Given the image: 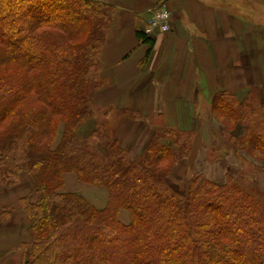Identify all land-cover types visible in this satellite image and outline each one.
<instances>
[{
  "label": "trees",
  "instance_id": "obj_1",
  "mask_svg": "<svg viewBox=\"0 0 264 264\" xmlns=\"http://www.w3.org/2000/svg\"><path fill=\"white\" fill-rule=\"evenodd\" d=\"M114 13L98 0H0V183L26 174L37 195L21 200L32 238L24 264H264V192L244 190L232 174L226 183L192 177L187 194L167 182L192 151L185 131L156 130L138 158L110 123L81 135L100 112L90 91L104 87ZM252 95L222 91L212 108L226 130L245 127L235 153L247 151L264 179V103ZM95 138L107 139L103 151ZM69 172L106 187L107 206L61 192Z\"/></svg>",
  "mask_w": 264,
  "mask_h": 264
},
{
  "label": "crops",
  "instance_id": "obj_2",
  "mask_svg": "<svg viewBox=\"0 0 264 264\" xmlns=\"http://www.w3.org/2000/svg\"><path fill=\"white\" fill-rule=\"evenodd\" d=\"M98 1L115 8L102 66L116 92L109 99L120 106L163 118L165 127L198 132L203 141L211 136V146L217 135L211 108L216 93L230 92L243 101L255 89L264 102V12L259 9L264 10V0ZM161 6L171 12V30H155L149 35L153 43L141 41L138 31H145L151 12ZM121 124L123 146L130 136L131 146L144 145L159 129L144 118H125ZM61 190L82 195L98 209L109 201L106 187L82 182L73 172L65 174ZM19 214L24 231L9 224L12 228L0 233V244L9 245L0 250V260L11 261V251L27 237L28 216ZM119 218L131 222L128 210Z\"/></svg>",
  "mask_w": 264,
  "mask_h": 264
},
{
  "label": "rangeland",
  "instance_id": "obj_3",
  "mask_svg": "<svg viewBox=\"0 0 264 264\" xmlns=\"http://www.w3.org/2000/svg\"><path fill=\"white\" fill-rule=\"evenodd\" d=\"M254 9H257V7L254 6ZM259 9L262 13L264 12L262 8ZM0 29L7 32L5 28L3 29L2 27H0ZM104 79L105 82L102 89L98 91L96 90L94 92L90 91L97 103L96 109H98V111L100 112L95 119H91L86 124V126L82 128L81 135L87 137L90 133H92L96 129L97 122L100 123L104 121L105 123H110L112 125L111 137H115L119 140L120 146L127 149L129 157L138 158L152 138L153 133L158 129L151 133L150 139L146 141L144 145L143 143H138L134 146H131L133 138L130 136L129 140V137H127L124 142L127 146L126 147L123 146L119 139L118 129H120L122 125L121 122L125 118H144L145 121H147L149 124H157L159 126V129H162L167 126L166 120H164L163 118H161L160 120L156 116L143 117L142 115H139L136 110H133L129 107L120 106L118 102L112 101V99H109V97H111L112 94L115 95L116 92L111 89L112 85L108 86V84L106 83V78ZM113 89L116 90V87H113ZM252 96L253 98L257 99V102L264 103L262 98L260 97V94L255 91V89ZM205 114L206 113H204L202 117H205ZM218 124L215 125V131L217 135L215 136V138H213L214 142L211 146V136H207V139L203 141L199 138L198 132L185 131L184 140L190 139L192 151L190 150L191 153L185 161H182L177 165L174 174H171L167 178V182L169 183V185L176 189L179 193L187 194L189 190L188 181L192 177L200 176L201 179L207 178L210 180L218 181L219 183H226L230 179L229 174H232L235 182H237V184L240 185L244 190L251 193H256L257 191L264 192V179L258 171L257 164L255 165L254 163L257 161L247 151H241L239 152V154L235 153V137L239 136L243 132V128L245 127L238 125L236 126V130L228 131L223 128L222 123L219 122ZM63 130L64 124L62 123L59 127L54 146H57L60 143L63 135ZM198 138L199 142L197 143ZM161 141L165 144L171 145L174 148L177 147L175 145H172L173 143L169 140L162 139ZM93 142L96 144V148L98 150L103 151L105 149L107 139L105 138L104 141H100L98 138H95ZM61 192L63 191L61 190ZM22 198H27L29 202H35L37 199L36 192L33 189L29 177L26 174H21L17 181L10 184L0 183V233L4 232L6 229L8 230L11 227L9 224L13 225L14 229L17 228L21 231L23 229L24 231V217H22V220H20L21 214H19V212L21 211L26 213L21 202ZM129 215L131 217L130 212ZM31 239L32 238L29 234L28 226L26 239L23 240L18 247L14 248L13 251H11V261H7L8 258L2 259L0 260V264H5V262L6 264H24V262L27 260L29 247L32 244ZM6 247H9V245L4 246L3 244H0V250L3 248L6 249Z\"/></svg>",
  "mask_w": 264,
  "mask_h": 264
},
{
  "label": "built area",
  "instance_id": "obj_4",
  "mask_svg": "<svg viewBox=\"0 0 264 264\" xmlns=\"http://www.w3.org/2000/svg\"><path fill=\"white\" fill-rule=\"evenodd\" d=\"M151 13L152 15L149 19V26L146 29V33L151 34L155 30H161L166 32L171 29V14L165 9V7L157 8Z\"/></svg>",
  "mask_w": 264,
  "mask_h": 264
}]
</instances>
